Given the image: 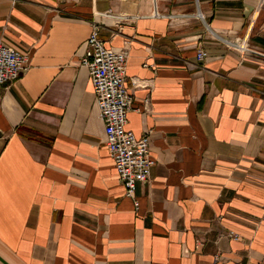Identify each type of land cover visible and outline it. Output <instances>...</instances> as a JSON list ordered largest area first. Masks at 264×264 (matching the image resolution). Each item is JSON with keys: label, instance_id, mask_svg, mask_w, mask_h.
Masks as SVG:
<instances>
[{"label": "crops", "instance_id": "1", "mask_svg": "<svg viewBox=\"0 0 264 264\" xmlns=\"http://www.w3.org/2000/svg\"><path fill=\"white\" fill-rule=\"evenodd\" d=\"M94 22L149 132L137 206L80 61ZM0 39L28 56L0 87V264H264V0H0Z\"/></svg>", "mask_w": 264, "mask_h": 264}, {"label": "built area", "instance_id": "2", "mask_svg": "<svg viewBox=\"0 0 264 264\" xmlns=\"http://www.w3.org/2000/svg\"><path fill=\"white\" fill-rule=\"evenodd\" d=\"M211 33L241 53L248 51L245 39H228ZM85 45L80 61L88 70L96 105L103 118L104 142L114 163L118 180L125 188V195L132 198L137 206L136 184L150 181L154 160L149 149V132L137 137L126 128L127 114L133 108V94L126 85L128 50L106 46L99 36V24L96 22L91 26ZM196 57L203 60L206 52L198 48ZM27 61V54H22L0 39V87L16 82L27 69ZM233 236L237 237L236 234Z\"/></svg>", "mask_w": 264, "mask_h": 264}]
</instances>
